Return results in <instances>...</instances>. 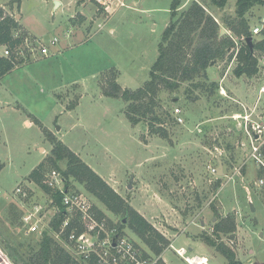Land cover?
<instances>
[{
	"label": "rangeland",
	"instance_id": "obj_1",
	"mask_svg": "<svg viewBox=\"0 0 264 264\" xmlns=\"http://www.w3.org/2000/svg\"><path fill=\"white\" fill-rule=\"evenodd\" d=\"M61 1L55 7L53 0H0L21 24L18 33L27 35L30 47L37 38L45 44L59 38L47 57L0 76V246L8 252L6 237L13 245L41 239L25 232L24 210L15 189L26 187L31 202H45V191L29 176L51 152L50 131L167 238L169 244L159 255L165 264H189L177 249L184 247L186 255L197 256L206 252L205 245L218 254L209 264H228L204 238L216 235L212 200L222 217L231 215L236 220L234 232L221 233L223 241L244 264H264V184L259 182L264 174L250 157L249 134L254 131L252 124L264 115L260 108L264 106V51L257 52L258 72L253 76H237L235 58L218 59L207 77L199 75L174 91L162 90L163 109L173 114L179 107L184 118L183 123L168 122L170 137L163 138L151 134L146 123L129 121L122 97L103 94L107 83L102 75L114 73L123 89H136L148 80L171 20V0H103L109 6L99 0ZM182 1L180 11L193 0ZM198 1L234 39L231 50L241 47L245 39L223 21L236 17L237 0H229L224 8L210 0ZM246 19L253 33L264 29V4L253 6ZM260 31L254 33L256 40L264 38ZM212 82L219 85L213 92ZM259 123L264 138V121ZM59 166L61 171L67 168L64 161ZM52 168L44 162V175ZM219 176L222 186L213 190ZM68 183L73 190L86 192L112 220L121 221L122 215L110 211L83 183L74 178ZM199 198L203 200L200 210ZM124 229L156 255L127 224Z\"/></svg>",
	"mask_w": 264,
	"mask_h": 264
},
{
	"label": "trees",
	"instance_id": "obj_2",
	"mask_svg": "<svg viewBox=\"0 0 264 264\" xmlns=\"http://www.w3.org/2000/svg\"><path fill=\"white\" fill-rule=\"evenodd\" d=\"M210 1L216 7L224 8L229 0ZM260 4H264V0H237L236 17L223 19L231 26L234 33L245 39L241 47L231 50L235 46L234 39L226 33L221 34L219 21L204 4L193 0L189 7L180 11L183 1L171 0V20L159 42V54L151 67L148 80L136 89H123L116 75L112 73L106 76L109 73L106 72L102 75L107 83L102 86L103 94L122 97L126 103L124 112L131 123L134 125L146 123L151 134L169 138L170 129L167 123L177 124V121L170 110L163 109L160 100L162 90L174 91L179 89L183 82H192L199 75L207 77L209 67L218 59H227L228 62L237 59V66L234 68L237 76L244 74L253 76L258 72L256 56L258 51H264V38L255 39L253 27L246 19V14L253 6ZM20 29L19 21L0 4V48L7 47L10 50L9 57L0 55V76L32 60L30 58L26 62L25 56L21 54L27 35H20L18 33ZM259 30L264 34V29L259 28ZM248 37L253 39V51L246 42ZM211 87L212 92L213 89H219L216 82H212ZM70 107L71 105L68 108ZM47 135L52 144L51 152L32 170L29 178L38 183L44 191L50 192L49 187L44 183V162H49L61 171L59 162L64 161L67 168L62 173L68 181L74 178L83 183L86 189L110 211L122 215L120 228H124L127 224L148 243L156 255H160L169 244L167 238L68 145L57 139L50 131ZM262 151L264 154V145ZM259 173L264 174L262 166ZM222 183L223 178L217 177L213 190H219ZM210 206L217 219L214 223L216 235L215 237L205 235L206 242L223 254L228 259V264H244L221 237V233L228 234L236 230L235 218L231 215L222 217L213 200ZM202 207L203 200L199 198L197 208L200 210ZM3 241L8 249L7 253L16 264H83L73 258L47 232L35 244L14 243L13 245L11 239L7 237ZM158 264L165 263L160 259Z\"/></svg>",
	"mask_w": 264,
	"mask_h": 264
},
{
	"label": "built area",
	"instance_id": "obj_3",
	"mask_svg": "<svg viewBox=\"0 0 264 264\" xmlns=\"http://www.w3.org/2000/svg\"><path fill=\"white\" fill-rule=\"evenodd\" d=\"M99 2L109 6L107 1ZM258 32L259 28L254 29V33ZM39 39L30 47L29 38H25L21 54L26 60L50 55L51 47L59 42L58 37H54L50 44ZM2 48L0 55L9 57L10 50ZM173 115L177 122H184L179 107L174 109ZM252 127L254 131L249 132L252 136L250 157L264 168L263 127L260 123H253ZM259 182L264 184V178H260ZM44 183L50 189V192H44L45 202H31L30 190L26 187L20 185L15 189V197L23 206V222L27 234L42 236L45 232L49 233L73 258L83 264H158L161 259L159 255L149 253L136 243L124 228L119 227L117 221L92 202L86 192L73 190L62 171L51 169L45 175ZM177 252L189 264H194V260L199 258L186 255L184 247L177 249ZM0 264H16L1 246Z\"/></svg>",
	"mask_w": 264,
	"mask_h": 264
},
{
	"label": "crops",
	"instance_id": "obj_4",
	"mask_svg": "<svg viewBox=\"0 0 264 264\" xmlns=\"http://www.w3.org/2000/svg\"><path fill=\"white\" fill-rule=\"evenodd\" d=\"M60 1V4H63L64 2H62L61 0H59ZM53 2L55 3L56 2V0H53ZM189 1H186V4L188 3ZM1 4V3H0ZM1 5H3V4H1ZM4 6V5H3ZM5 7V6H4ZM85 13V12H84ZM22 24H23V26H24V28L28 31V33L29 34H31V35H33V36H35L36 37V35L35 34H33L32 32H30L29 30H28V28L26 27V25L23 23V22H21ZM42 57H47V56H39L38 58H36V59H39V58H42ZM36 59H33V60H36ZM227 78V75H226V77H224V79H226ZM240 78H242V77H240ZM223 79V78H222ZM223 90H225V87L224 86H222L221 87ZM233 90V89H232ZM81 97H82V95H81ZM81 97H80V99H81ZM79 104V103H78ZM77 104V105H78ZM259 105H261V100H259V102H258V105H257V107H256V111H257V109L259 110L260 108H264V106L262 105V107H260L259 108ZM254 110V109H253ZM252 112H254V111H252ZM247 113H249V111L247 112ZM253 114V113H252ZM262 115V114H261ZM255 120V119H254ZM259 120H260V122H262L263 123V121H264V115H262V117H261V119H256V121H258L257 123H259ZM262 120V121H261ZM25 123L27 124V125H31L32 124V121H31V119H29V118H26L25 119ZM51 149V148H50ZM44 150V148L42 147V151ZM47 153H44V155H46ZM217 159L218 160H220V158H219V156H217ZM202 223V225L203 224H205L206 223V220L204 219V220H202L201 221ZM204 246V245H203ZM208 247L205 245V248H204V251H206V252H203L201 255H197L199 258L201 257V258H205L206 260H203L204 261V263L203 264H209L210 263V261L213 259V257L215 256H218V254H213L212 253V251L211 250H209V249H207ZM211 252V253H210ZM207 253H209V254H207Z\"/></svg>",
	"mask_w": 264,
	"mask_h": 264
},
{
	"label": "water",
	"instance_id": "obj_5",
	"mask_svg": "<svg viewBox=\"0 0 264 264\" xmlns=\"http://www.w3.org/2000/svg\"><path fill=\"white\" fill-rule=\"evenodd\" d=\"M58 5H60V1H59V0H57V1L55 2V7L58 6ZM225 32H226L225 29L222 28V29H221V34H224ZM246 42L249 44L250 48H251L252 51H253V39H252V37H248V38L246 39ZM220 165L222 166V161H220ZM252 209H254V208H252Z\"/></svg>",
	"mask_w": 264,
	"mask_h": 264
},
{
	"label": "bare ground",
	"instance_id": "obj_6",
	"mask_svg": "<svg viewBox=\"0 0 264 264\" xmlns=\"http://www.w3.org/2000/svg\"><path fill=\"white\" fill-rule=\"evenodd\" d=\"M203 260H206L205 258L203 259V258H196L195 260H194V264H203L204 263V261Z\"/></svg>",
	"mask_w": 264,
	"mask_h": 264
}]
</instances>
